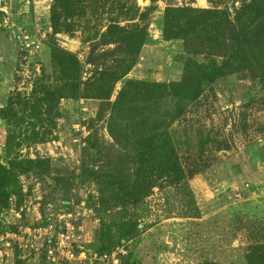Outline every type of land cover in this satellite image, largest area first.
I'll use <instances>...</instances> for the list:
<instances>
[{"label":"rangeland","instance_id":"rangeland-1","mask_svg":"<svg viewBox=\"0 0 264 264\" xmlns=\"http://www.w3.org/2000/svg\"><path fill=\"white\" fill-rule=\"evenodd\" d=\"M246 1L249 0H158L152 4L150 0H82L68 15L57 7V12L64 15L59 25L64 26L55 33L51 23L55 0H0V108L17 93L30 99L43 86L53 88L62 84L59 73L53 70L50 47L74 55L81 65L79 76L86 81L92 71L86 59L109 21H117L121 27H144L149 33L147 43L126 78L179 81L183 71L182 44L162 39V17L166 7L227 10L232 16ZM149 7L153 8L146 12ZM136 10L138 14L146 13L143 21L138 16L126 21L125 15ZM26 35L30 42L39 43L38 51L29 53L23 49L22 38ZM120 87L121 82H118L110 101ZM101 104L82 96L76 100H61L55 139L23 147L20 156L31 160L50 159L59 175L78 174L81 149L91 131H96L106 144L111 143L105 123L91 122ZM172 131L180 139L188 135L193 147L199 134L210 140L202 152L207 168L189 181L199 216L178 218L179 199L174 198V192L169 195L168 202L175 199L177 204H173L172 214L166 216L165 194L155 190L146 200L147 213L143 220L154 225L139 242L129 245L130 251L138 264H201L206 260L218 264H245L246 249L264 242V94L261 88L237 75L217 80ZM5 136L6 125L0 120L2 163H5ZM192 155L198 157V150L194 148ZM19 184L22 199L17 201L16 196L11 197L0 216L3 226L0 264H14L19 255L8 233L18 228L41 226L47 219L50 220L47 224L56 225L57 216L64 213L60 212L62 206L56 203L53 208L45 206V214L41 216L45 192L32 174L20 175ZM96 191V186L88 183L74 188L66 196L70 200L67 210L76 213V223L80 227L75 251L85 256L71 264H118L117 255L126 254L120 249L97 260L93 253L91 245L96 240L98 221L88 208V202L90 196L96 197ZM60 196L63 198L64 194ZM40 256L27 258L25 264H48Z\"/></svg>","mask_w":264,"mask_h":264},{"label":"trees","instance_id":"trees-1","mask_svg":"<svg viewBox=\"0 0 264 264\" xmlns=\"http://www.w3.org/2000/svg\"><path fill=\"white\" fill-rule=\"evenodd\" d=\"M81 1L55 0L51 8L55 33L64 26L59 25L64 15L57 12V7L68 15ZM145 15L136 10L124 18L132 21L138 16L143 21ZM161 33L164 41L182 44L183 71L179 81L126 78L149 38L147 29L137 25L121 27L117 21H109L100 39L91 46L86 63L92 71L84 82L75 56L50 47L53 70L59 73L62 84L53 88L43 86L30 99L17 93L0 108V120L6 125L5 163L0 162V216L11 197L16 196L17 201L23 197L20 175L32 174L41 184L45 192L42 217L44 207L53 208L56 203L62 206L61 213L67 212L70 200L66 196L74 188L88 183L95 185L96 197L90 196L88 202L98 221L96 240L91 247L97 258L122 249L126 254L117 255L118 264H138L129 245L139 242L154 225L143 220L146 200L155 190L165 194L166 216L172 214L173 204H177L175 199L168 202L174 192V198L179 199L178 218H198L199 209L189 181L207 168L202 152L210 140L199 134L193 147L188 135L180 139L172 128L186 119L217 80L225 77L237 75L248 79L264 94V0L246 1L232 16L227 10L167 6ZM118 82L121 87L110 101ZM79 96L102 103L91 122L105 123L111 143L106 144L96 131H91L81 149L78 174H56L50 159L22 158L21 148L55 139L54 130L61 117L59 102L76 100ZM194 148L198 157L192 155ZM49 221L43 220L42 225ZM18 253L14 264H25L33 256ZM244 260L245 264H264V242L250 245ZM201 264L218 263L206 260Z\"/></svg>","mask_w":264,"mask_h":264},{"label":"built area","instance_id":"built-area-1","mask_svg":"<svg viewBox=\"0 0 264 264\" xmlns=\"http://www.w3.org/2000/svg\"><path fill=\"white\" fill-rule=\"evenodd\" d=\"M22 46L29 53L39 49V43L30 42L27 35L22 38ZM76 217L74 211H67L57 216L56 225L18 228L17 231L8 233L7 237L23 257L31 254L41 255L48 264H71L85 258L83 252L75 251L80 238Z\"/></svg>","mask_w":264,"mask_h":264}]
</instances>
